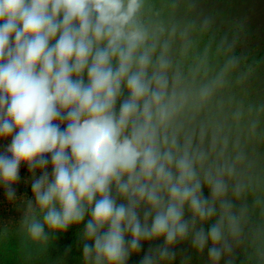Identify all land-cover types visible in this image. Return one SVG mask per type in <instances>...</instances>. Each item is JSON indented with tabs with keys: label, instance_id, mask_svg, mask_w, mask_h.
Wrapping results in <instances>:
<instances>
[{
	"label": "clouds",
	"instance_id": "clouds-1",
	"mask_svg": "<svg viewBox=\"0 0 264 264\" xmlns=\"http://www.w3.org/2000/svg\"><path fill=\"white\" fill-rule=\"evenodd\" d=\"M207 2L0 0V256L83 224L81 264H264V56Z\"/></svg>",
	"mask_w": 264,
	"mask_h": 264
},
{
	"label": "trees",
	"instance_id": "trees-1",
	"mask_svg": "<svg viewBox=\"0 0 264 264\" xmlns=\"http://www.w3.org/2000/svg\"><path fill=\"white\" fill-rule=\"evenodd\" d=\"M247 1V2H246ZM237 3V5H235ZM226 4V7L223 8V6ZM246 4L244 7L242 5ZM235 5V6H234ZM227 6H229V9L232 7H238L241 9V11L238 12V14H233L234 11H226ZM206 11H215L218 14L222 15L225 19H230L229 17H233L235 20H238L239 22H242L244 25V28L246 30V47L252 49L254 52H256L258 55L264 56V19L262 22H258L260 18H264V15H255V5L253 1L250 0H239L237 2H233L232 0H208L206 4L203 5ZM237 13V12H236ZM20 184V182H19ZM208 189L204 188V195L208 196ZM207 228V225H205ZM83 226H74L73 231H71L67 237L59 242V244H53L50 246L48 250V254L51 257V260L54 261V253H58V257L61 255L64 258H67L68 256L72 255V252L78 251L80 255H82V245L83 241L80 238V232L82 231ZM160 241V240H158ZM151 243V244H150ZM77 246L80 245L81 248L74 247L75 251L68 250L65 247L71 248V246ZM158 243L155 244V241L152 242H146L143 245L142 251L139 255H136L135 263L139 264V261L142 259L145 252H147L149 246H157ZM184 247V249H181L178 252L177 255V262L176 264H179V258L181 255H187L191 256L192 258V264H207V253L203 256H199L195 252H193L190 242H183L181 244H178ZM68 251H72L71 253H68ZM76 253V252H75ZM77 254V253H76ZM78 255V254H77ZM54 264V263H53Z\"/></svg>",
	"mask_w": 264,
	"mask_h": 264
},
{
	"label": "rangeland",
	"instance_id": "rangeland-1",
	"mask_svg": "<svg viewBox=\"0 0 264 264\" xmlns=\"http://www.w3.org/2000/svg\"><path fill=\"white\" fill-rule=\"evenodd\" d=\"M232 1L237 2L239 0H232ZM250 1H253L254 5L256 6L254 14L255 15L259 14V15L263 16L264 15V0H250ZM235 5H237V3ZM245 5L246 4L242 5V7H244ZM225 7H226V4L223 6V8H225ZM241 9L242 8L239 9L237 6L229 9V6H227L226 11H234L233 14H238V12L241 11ZM229 18L230 19H227V20L239 23L238 20L234 19V16L229 17ZM263 19L264 18H260L258 22H262ZM262 24H264V23H262ZM10 142H11V138H8L5 140H0V151H4L6 145ZM48 170H49V172H51V166H49ZM20 176H21L20 184L18 183L16 185H14L13 187L16 188L18 196H22L25 193H27L29 196H31V180L27 179L30 176V173L27 169V166L24 164H22L20 167ZM22 215H23V207L22 206L16 207L15 205L8 202L6 197H5L4 189L0 188V225L5 224V223L18 222L21 219ZM81 225L83 226V224H81ZM74 226H72L67 232L62 233V234H58V236L54 240L53 244H57V243L59 244V242L61 243V241H63L67 237V235L71 231H73ZM14 242L15 241H13V243ZM162 242H163L162 240H160V241L157 240V241H155V244L158 243V245H159ZM70 246H71V248H69V247H65V248L68 250H72V251H75L74 247L81 248L80 245H77V246L70 245ZM181 249H184V247L181 245L176 246L177 253ZM72 251H68V253H71ZM75 252H72V255L68 256L67 258H64L61 255L58 257V253H54L53 254L54 259H55L54 261L51 260V257L49 256L50 254H48V257H49V260L52 262V264L53 263L57 264L58 261H62V264H81V255L79 254L78 251H75ZM14 257H15L14 249L9 248V250L3 256H0V261H3V264H17V261L15 260ZM135 257H136V255H133L132 257H130L129 264H136L135 263V259H136ZM38 264H43V262L40 261V262H38Z\"/></svg>",
	"mask_w": 264,
	"mask_h": 264
}]
</instances>
